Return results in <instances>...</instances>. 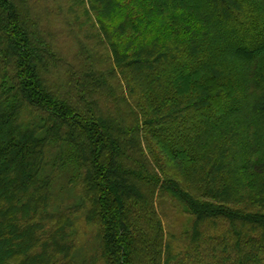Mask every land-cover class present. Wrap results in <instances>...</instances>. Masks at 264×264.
<instances>
[{
    "label": "trees",
    "instance_id": "trees-1",
    "mask_svg": "<svg viewBox=\"0 0 264 264\" xmlns=\"http://www.w3.org/2000/svg\"><path fill=\"white\" fill-rule=\"evenodd\" d=\"M79 216L103 264H264V0H0V264H95Z\"/></svg>",
    "mask_w": 264,
    "mask_h": 264
},
{
    "label": "rangeland",
    "instance_id": "rangeland-1",
    "mask_svg": "<svg viewBox=\"0 0 264 264\" xmlns=\"http://www.w3.org/2000/svg\"><path fill=\"white\" fill-rule=\"evenodd\" d=\"M50 15V13L48 14ZM62 44H67L64 39H61ZM77 187L69 182L68 172L56 182L54 193V209H67L79 201ZM160 214L162 215L166 232L170 236L173 245L178 251L184 247L185 233L189 231L192 225L193 217L186 213L183 206L174 198H164L159 206ZM74 232L77 235L78 248H82L86 258L97 257L95 264H103L100 260L98 251V243L96 240L95 228L88 224L84 217H77Z\"/></svg>",
    "mask_w": 264,
    "mask_h": 264
}]
</instances>
